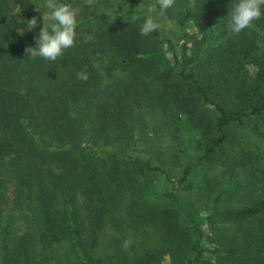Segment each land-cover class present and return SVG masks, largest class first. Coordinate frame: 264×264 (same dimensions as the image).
I'll return each instance as SVG.
<instances>
[{"label":"trees","instance_id":"16d2710c","mask_svg":"<svg viewBox=\"0 0 264 264\" xmlns=\"http://www.w3.org/2000/svg\"><path fill=\"white\" fill-rule=\"evenodd\" d=\"M120 1L52 62L25 52L42 22L18 34L44 0H0V264H264V150L234 133L264 139V16L233 34L236 0ZM182 127L207 145L168 165L150 143Z\"/></svg>","mask_w":264,"mask_h":264},{"label":"clouds","instance_id":"9594fccd","mask_svg":"<svg viewBox=\"0 0 264 264\" xmlns=\"http://www.w3.org/2000/svg\"><path fill=\"white\" fill-rule=\"evenodd\" d=\"M89 6L95 0H87ZM176 0H158L160 14L172 8ZM43 9V10H42ZM36 11L40 16H33L27 21L26 29L20 27L18 34L23 36L25 31L33 32L38 23L42 22L38 34L34 35L35 46L27 47L25 52L30 58H42L46 61H56L67 49L74 46L76 41V29L79 24V12L72 4L64 3L62 0H44L43 5H37ZM153 7H148L143 15V22L140 25V34L149 36L160 29L161 25L153 17ZM227 30L233 34H239L253 25L264 16V0H236L228 15ZM141 17L132 15L131 22H136ZM129 22V21H128ZM89 36L87 39H91ZM78 78L87 80L86 73H78ZM128 242L123 244L127 248Z\"/></svg>","mask_w":264,"mask_h":264},{"label":"rangeland","instance_id":"374dc122","mask_svg":"<svg viewBox=\"0 0 264 264\" xmlns=\"http://www.w3.org/2000/svg\"><path fill=\"white\" fill-rule=\"evenodd\" d=\"M154 1V5L157 7L158 6V0H153ZM80 2L83 5H86L87 0H80ZM121 1L120 0H95L94 4H92L91 7L92 9L90 11H87L86 9L83 10V5H80L81 8L78 9L79 12V22L82 21L84 16H89V18L92 17L91 12H93L94 10H101L104 11V9L106 7L109 6H115V5H120ZM164 24L165 27L170 30V34L173 38L176 39L177 41V45L179 43L180 45V40L181 44H183L184 39L186 40L187 37L185 36V32H195L196 28H191L190 29H180L178 27H176L173 22L171 21V19H164ZM179 40V41H178ZM184 45V44H183ZM183 45H181L180 49L183 47ZM170 57V56H169ZM149 131H151V128L149 129ZM234 133H236L238 135L239 139H242L244 141V143H247L250 147H254L255 145H260L262 146V149L264 150V139L258 137L255 135L253 129H252V124H247L244 127H236L234 128ZM154 141L153 144L150 143L151 146H156L159 152H161V154L163 156H169L170 154L174 153L175 151H179L180 153L179 155H183L184 153H186L189 156V161H192L194 159L193 162H196V160L198 159V157H200L203 153V149L205 148V146L207 145V140L203 138V135L201 133V131H198L196 129L193 128H185L182 127V129L180 130H174L172 133L170 134H159L158 136H154ZM180 155V156H181ZM175 153L169 158V162L168 165H172L174 164L175 161ZM173 168V167H171ZM172 182L170 183L169 181L165 180V178H154L153 182H152V186H155L156 188H159L161 190H171L172 188V183L176 182L180 176L179 174H177L176 171H172ZM196 173V172H195ZM197 174V173H196ZM195 174V175H196ZM197 180L200 179V172L197 175ZM196 181V180H195Z\"/></svg>","mask_w":264,"mask_h":264}]
</instances>
